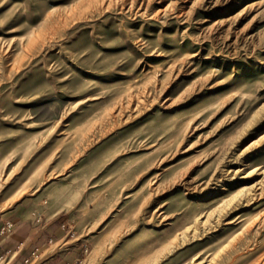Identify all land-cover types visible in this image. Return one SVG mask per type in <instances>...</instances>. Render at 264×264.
Returning a JSON list of instances; mask_svg holds the SVG:
<instances>
[{"label":"rangeland","instance_id":"374dc122","mask_svg":"<svg viewBox=\"0 0 264 264\" xmlns=\"http://www.w3.org/2000/svg\"><path fill=\"white\" fill-rule=\"evenodd\" d=\"M263 104L264 0H0V214L63 210L88 264H264V183L212 216Z\"/></svg>","mask_w":264,"mask_h":264},{"label":"crops","instance_id":"0c3cea01","mask_svg":"<svg viewBox=\"0 0 264 264\" xmlns=\"http://www.w3.org/2000/svg\"><path fill=\"white\" fill-rule=\"evenodd\" d=\"M23 198L0 214V264H88V240L63 210Z\"/></svg>","mask_w":264,"mask_h":264},{"label":"bare ground","instance_id":"6f19581e","mask_svg":"<svg viewBox=\"0 0 264 264\" xmlns=\"http://www.w3.org/2000/svg\"><path fill=\"white\" fill-rule=\"evenodd\" d=\"M210 70V69H209ZM214 71V70H213ZM264 105V104H263ZM258 170V169H257ZM260 170V169H259ZM258 170V171H259ZM255 171V170H254ZM239 172V171H237ZM244 172V171H243ZM241 173V172H240ZM253 170L250 172H247L246 174L244 173V176H248V175H252ZM228 174V173H226ZM237 174V173H236ZM264 174V169H261L258 175H263ZM230 175H231V171H230ZM225 176V175H224ZM237 178V177H236ZM241 178V177H240ZM244 178V177H243ZM231 179H233V177H231ZM262 183H264V179L261 178L260 180L252 183V184H248L245 183L242 185V187H240L232 196H230V198L228 199H223L220 204L216 207V209L214 210L215 212L213 213V217L214 218H219L225 214H227L228 212H231V210L235 207H238L240 205H244L245 200L249 199V197L253 198L255 196H257L258 194H256L258 188L260 186H262ZM217 184V183H216ZM220 186V185H219ZM221 189L220 190H224L223 185L220 186ZM211 213V214H212ZM209 216V215H208ZM205 218H207V216H205ZM208 219V218H207ZM230 222H228L229 224Z\"/></svg>","mask_w":264,"mask_h":264},{"label":"built area","instance_id":"2783aa9c","mask_svg":"<svg viewBox=\"0 0 264 264\" xmlns=\"http://www.w3.org/2000/svg\"><path fill=\"white\" fill-rule=\"evenodd\" d=\"M7 228H9V226ZM7 228L6 229L5 228L1 229L0 234H5L7 232Z\"/></svg>","mask_w":264,"mask_h":264}]
</instances>
